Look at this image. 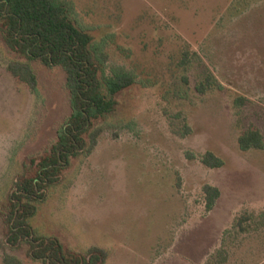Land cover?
<instances>
[{"label": "rangeland", "instance_id": "1", "mask_svg": "<svg viewBox=\"0 0 264 264\" xmlns=\"http://www.w3.org/2000/svg\"><path fill=\"white\" fill-rule=\"evenodd\" d=\"M60 1L94 38L105 75L129 73L137 84L97 124L95 150L74 158L37 206L35 235L79 254L106 251L105 264H264V151L239 147L250 129L264 136V0ZM13 64L33 71L35 91ZM0 67L1 213L72 110L65 71L18 56L1 35ZM208 152L225 167H205ZM206 185L221 191L210 213ZM246 216L254 221L239 234ZM5 234L0 215V264L6 255L42 264Z\"/></svg>", "mask_w": 264, "mask_h": 264}, {"label": "trees", "instance_id": "2", "mask_svg": "<svg viewBox=\"0 0 264 264\" xmlns=\"http://www.w3.org/2000/svg\"><path fill=\"white\" fill-rule=\"evenodd\" d=\"M0 35L18 56L65 71L72 110L58 132L57 141L43 155L24 165V173L17 178L7 203L2 206L0 215L5 220L6 242L12 248L27 244L29 258L42 264H105L109 258L106 251L94 248L87 254L75 253L56 238L36 236L29 220L71 161L95 150L103 132L97 124L114 116L119 96L135 86L136 79L129 73L105 75L103 62L94 48V38L78 25L70 4L60 0H0ZM8 71L35 91L37 78L28 66L13 64L8 66ZM207 84L211 85L210 79ZM207 84L203 83L198 92L206 93ZM246 102L244 98L237 101L239 106H245ZM239 147L242 152L264 151V136L260 130L250 129L239 138ZM201 162L212 170L225 167V161L212 152L204 154ZM203 192L210 213L221 198V191L206 185ZM252 221L254 216L241 217L233 229L246 234L250 229L246 225ZM3 264L23 263L6 255Z\"/></svg>", "mask_w": 264, "mask_h": 264}]
</instances>
